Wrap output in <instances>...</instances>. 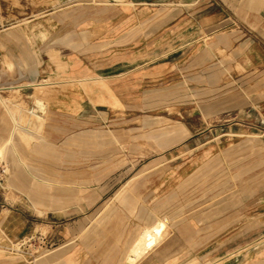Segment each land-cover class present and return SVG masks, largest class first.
<instances>
[{
	"label": "rangeland",
	"instance_id": "rangeland-1",
	"mask_svg": "<svg viewBox=\"0 0 264 264\" xmlns=\"http://www.w3.org/2000/svg\"><path fill=\"white\" fill-rule=\"evenodd\" d=\"M103 2L100 7L102 22L109 31L104 33L102 40L100 33H94L92 46L85 51L90 53L88 57L102 54L95 67H109L118 62L115 68L118 67L122 74L118 79H124V82L127 59H133V51L136 52L135 67L140 68L137 74L143 71L141 65L145 57V72L151 75L149 85L144 87L145 96H142V80H135L139 98L145 100L144 110L128 113L120 106L118 120L104 127L98 137L95 153L88 149L87 153L81 154L83 157L79 161H65L58 173L41 169L43 175L35 176L37 180L39 178L38 185L47 194L54 195L73 192L77 189L74 185L89 184L94 171L101 173L103 185H107L104 208L96 218L93 214L86 222H80L75 216L61 218L48 214L40 202L42 198L29 194L25 198L27 203L13 204L14 199L19 198L9 178L22 166L28 169L43 167L24 158L30 155L33 141L48 135L43 125L27 124L28 120L39 119L35 111L20 115L16 124L25 125L30 130L10 127L12 136L0 142V162L9 172L5 188H0V205H4L0 217V264H245L246 243L254 242L255 245L264 240V236L258 241L246 239V232L253 235L256 228L255 223L245 225L248 216H259V224L264 217L262 208L249 215L245 209L247 200L256 194L254 189L260 178L255 174L246 175L245 163L259 150L257 141L263 129L243 125L241 118L254 119L252 111L238 117V113L230 116L221 110L224 91L227 93L229 88L227 80L224 87V80L219 76L208 81L206 74H199L198 79L176 74L178 55L174 41L180 37V30L187 26L174 28L175 22H172L166 33L162 31L163 36L167 34L166 48L151 47L148 53H144L141 47L129 49L125 45L127 41L122 40L126 17H113L116 12L112 7L115 6H111L109 0ZM164 3V7L173 9L177 3L184 2L167 0ZM84 6L89 7V4ZM119 7L126 13L129 4L120 3ZM19 20L27 26L24 35L33 41L28 16L24 14ZM116 20L119 27L111 28ZM183 35L184 39H191L189 33ZM207 53L206 47L198 49L200 63L206 61V55L212 56ZM192 54L188 53L186 58ZM227 57L219 51L218 60L207 68L225 74ZM185 66L182 64L177 68ZM160 69L168 70L162 80L158 79ZM52 82V79L41 81L36 87L41 91V87ZM68 82L70 87L82 88L88 93L94 89L99 93L110 90L104 79L70 78ZM191 83L196 86L193 97L187 93L189 90H185ZM212 83L216 87L207 90L208 84ZM4 103L8 104V101H0L1 105ZM114 104L120 105L115 98ZM190 134L198 143L195 150L198 169L188 176L164 175L161 172L164 169L178 167L187 161L184 160L186 156L180 160H169L164 156L189 152L191 145L186 140ZM184 169L190 170V164ZM132 177L134 180L126 187V180ZM87 190L89 193L90 188ZM167 219L170 228L162 244L154 248L162 240L165 230L162 238L150 248L152 250L139 251L137 244L146 230ZM175 231L177 236L173 235ZM69 236L71 239H67ZM148 251L150 254L146 256Z\"/></svg>",
	"mask_w": 264,
	"mask_h": 264
},
{
	"label": "crops",
	"instance_id": "crops-1",
	"mask_svg": "<svg viewBox=\"0 0 264 264\" xmlns=\"http://www.w3.org/2000/svg\"><path fill=\"white\" fill-rule=\"evenodd\" d=\"M103 1L0 0V101H8V104H0V142L7 141L12 136L10 127L30 130L25 125L23 127L16 124L20 115L29 111H35L39 119L27 121V124L38 127L43 125L48 132L46 137L31 143L30 155L24 158L36 161L43 167L28 169L22 166L9 178L15 193L19 194V199L13 201L16 206L27 203L25 198L28 194L37 196L42 198L40 202L46 208L44 212L61 218L75 216L80 222H86L93 214L96 218L104 208V191L107 185H103V176L97 171H94L89 184L85 182L74 185V189H77L68 194H47L38 185L39 178L37 180L35 177H41L43 169L49 173H58L65 161H79L83 157L81 154L87 153L88 149L95 153L98 137L102 135L104 127L118 120L120 106L126 108L128 113L142 108L144 110L145 100H140L135 80H142L143 89L149 85L151 75L145 72L146 58L142 59V73L137 74L140 68L135 67L136 52L133 51V59H127L124 82V79H118L122 75L118 67L115 68L118 62L109 67H95V62L102 59V54L88 57L90 53L85 51L92 46L94 33H100L102 40L104 33L109 31L102 22L103 10L100 7L104 4ZM165 1L167 0H109V4L115 6L112 7L116 12L113 17H126L122 40L127 41L125 45L129 49L141 47L144 53H148L151 47L166 48L167 34L163 36L162 31L166 33L167 26L172 22H175L174 28L182 29L187 26L180 30V37L174 41L178 55L175 62L176 74L191 79H198L199 74H206L208 81L219 76V79L224 80V87L226 80L229 84L228 92L224 91L223 94L221 110L230 116L238 113V117L245 115L247 111L254 113L253 120L241 118L244 126L263 129L257 141L259 150L254 153V158L246 159L245 163L246 175L255 174L260 177L254 189L256 194L254 198L247 200L245 209L247 215L259 212L261 208L264 209V0H180L184 3H177L173 9L164 7ZM85 3L89 7H85ZM120 3L129 4L126 13L120 9ZM24 14L29 18L28 27L33 31V41H29L24 35L27 26L19 20ZM185 20V25L182 26ZM113 27H119L118 20L116 23L112 22L111 28ZM184 32L190 34V40L188 37L183 38ZM202 47H206L207 54L212 56L206 55V61L200 63L197 52ZM219 51L228 56L229 61L225 62L228 70L225 74L214 68L212 71L207 68L218 60ZM188 53L192 54L189 59L186 58ZM182 64L186 66L177 68ZM167 73L168 70L160 69L158 79L162 80ZM70 78L104 79L110 90L99 93L94 89L88 93L82 88L70 87ZM49 79L54 82L41 87L39 91L36 86ZM190 85L185 90H189L187 93L193 97L196 86L193 83ZM215 87L213 83L208 84L207 90ZM146 93L144 89L142 96ZM114 98L120 105L114 104ZM188 138L186 142L191 145L189 152H176L174 157H170V154L164 156L169 160H180L186 156L184 160L187 161L178 167L164 169L161 171L164 175L188 176L198 169L199 163L195 157L198 143L193 134ZM188 164L190 170L187 171L184 168ZM133 180V177L128 178L125 186L129 187ZM3 206L0 205V217L4 211ZM258 219L259 216L246 217L245 225L255 223L256 228L253 235L246 232V239L262 240L264 217L260 224ZM165 221L166 230L155 249L162 244L170 228L169 220ZM177 234L175 231L173 235ZM74 238L76 237L73 236ZM259 242L255 245L254 242L246 243L243 255L245 264H264V240ZM149 251L145 253L146 256L150 254Z\"/></svg>",
	"mask_w": 264,
	"mask_h": 264
},
{
	"label": "bare ground",
	"instance_id": "bare-ground-1",
	"mask_svg": "<svg viewBox=\"0 0 264 264\" xmlns=\"http://www.w3.org/2000/svg\"><path fill=\"white\" fill-rule=\"evenodd\" d=\"M35 84V83H34ZM33 84V85H34ZM14 87V86H13ZM30 113V112H29ZM36 113V112H35ZM29 116V115H28ZM36 117V116H35ZM31 118V117H30ZM29 119V117H28ZM29 121V120H28ZM22 125V124H21ZM24 127V126H23ZM165 222V223H164ZM159 222L156 226L146 230L142 240L137 244L139 251H146L151 250L152 246L157 243V241L162 236L164 230H166V221ZM169 222V221H168ZM160 223H163L162 226H160ZM162 238V237H161ZM134 253V252H133ZM132 256V255H131ZM132 257H135L132 256ZM130 264V263H128ZM132 264V263H131Z\"/></svg>",
	"mask_w": 264,
	"mask_h": 264
},
{
	"label": "built area",
	"instance_id": "built-area-1",
	"mask_svg": "<svg viewBox=\"0 0 264 264\" xmlns=\"http://www.w3.org/2000/svg\"><path fill=\"white\" fill-rule=\"evenodd\" d=\"M9 176L8 169L3 162H0V188H4Z\"/></svg>",
	"mask_w": 264,
	"mask_h": 264
},
{
	"label": "water",
	"instance_id": "water-1",
	"mask_svg": "<svg viewBox=\"0 0 264 264\" xmlns=\"http://www.w3.org/2000/svg\"><path fill=\"white\" fill-rule=\"evenodd\" d=\"M163 223H160V226H162Z\"/></svg>",
	"mask_w": 264,
	"mask_h": 264
}]
</instances>
